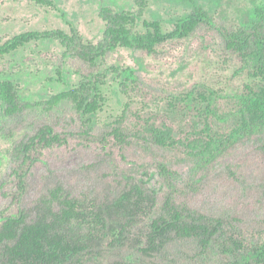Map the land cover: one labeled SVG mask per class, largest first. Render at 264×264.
I'll list each match as a JSON object with an SVG mask.
<instances>
[{
    "label": "rangeland",
    "instance_id": "obj_1",
    "mask_svg": "<svg viewBox=\"0 0 264 264\" xmlns=\"http://www.w3.org/2000/svg\"><path fill=\"white\" fill-rule=\"evenodd\" d=\"M0 0V43L29 31L62 30L73 27L86 41L102 39V8L138 13L131 0ZM263 0H146L142 18L159 21L163 31H171L176 21L194 8L209 16L191 36L167 42L155 53L116 49L105 60L89 67L77 58H65L57 41H39L0 60V81L8 80L22 102L32 107L4 119L0 116V218L29 209L48 189L60 184L73 195L107 198L116 195L125 177L141 178L159 190L163 181L157 166L165 164L175 172L173 181L180 200L189 207L214 217H234L250 241L264 239V130L253 131L231 141L209 160H189L183 149H161L148 142L133 141L121 147L102 135L110 131L125 111L124 128L144 136L145 126L155 125L184 138L196 120V101L167 109L170 95L199 92L213 94L211 107L217 119L232 116L247 85L239 60L224 50V36L252 17ZM111 66L130 68L139 80V90L123 95L118 81L108 71ZM60 73V76L58 74ZM104 76L100 87L104 103L93 119L90 136L81 134L82 122L72 105L63 103L49 110L43 103L68 91L80 80L95 73ZM213 119V118H212ZM224 123L221 124L225 129ZM50 126L66 137L63 146L36 153L27 176L23 196L12 202L16 178L12 170L18 162L13 147ZM159 194L158 208L161 205Z\"/></svg>",
    "mask_w": 264,
    "mask_h": 264
},
{
    "label": "trees",
    "instance_id": "obj_2",
    "mask_svg": "<svg viewBox=\"0 0 264 264\" xmlns=\"http://www.w3.org/2000/svg\"><path fill=\"white\" fill-rule=\"evenodd\" d=\"M131 1L138 13L115 12L106 7L99 11L104 30L97 44L84 40L73 27L69 32L29 31L0 43V60L30 43L53 40L62 47L65 58H77L95 67L116 49L152 55L167 42L188 38L209 18L196 7L165 32L159 21L141 19L146 0ZM224 50L239 60L241 71L252 80L232 116L217 119L210 109L213 94L170 95L166 102L170 113L181 103L187 107L188 102L196 101L199 105L197 119L184 138L177 139L171 131L155 125L145 126L144 136L132 134L124 128V111L110 131L103 133L102 142L110 140L121 147L137 140L161 149L181 148L189 160L203 161L242 135L263 131L264 0L255 7L248 23L226 33ZM108 71L118 81L123 95L139 90V80L132 69L111 66ZM103 79L99 72L84 77L76 87L50 97L43 105L49 110L71 104L82 122L81 134L90 136L93 119L104 103L100 91ZM30 107V103L19 99L12 82L0 81V116L9 119ZM223 122H227L225 129ZM66 143L65 136L43 126L13 147L11 156L18 164L11 171L16 178L12 202L26 192L34 155ZM260 150L264 154V142ZM157 171L163 181L159 190L150 187L147 180L125 177L120 191L104 199L73 195L56 184L29 209L0 218V264H264V239L248 240L234 217H214L189 207L180 200L173 181L175 172L163 163Z\"/></svg>",
    "mask_w": 264,
    "mask_h": 264
}]
</instances>
